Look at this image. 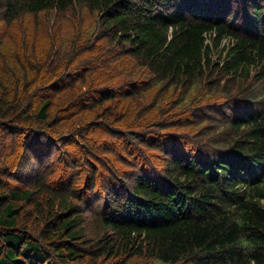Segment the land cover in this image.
Segmentation results:
<instances>
[{"label":"trees","instance_id":"16d2710c","mask_svg":"<svg viewBox=\"0 0 264 264\" xmlns=\"http://www.w3.org/2000/svg\"><path fill=\"white\" fill-rule=\"evenodd\" d=\"M0 22L19 78L38 69L26 28L89 77L58 125L76 107L106 115L65 137L50 98L0 99V140L24 142L2 167L19 185L0 177V264H264V0H0ZM51 72L38 94L73 86Z\"/></svg>","mask_w":264,"mask_h":264},{"label":"rangeland","instance_id":"374dc122","mask_svg":"<svg viewBox=\"0 0 264 264\" xmlns=\"http://www.w3.org/2000/svg\"><path fill=\"white\" fill-rule=\"evenodd\" d=\"M0 26H1V22H0ZM28 26L30 27V25H28ZM45 26H43V28ZM62 27L66 28L65 25ZM37 32H38V34H40V44L42 45L41 46L42 49L41 48L39 49V47H38L36 50H34L33 45H32V42L34 39V33H31V31H28V28H26V30L23 31V33L22 32L20 33V36L22 39L21 48L24 51H22L21 49H19V51L22 53V58L26 62V68L32 69L33 64H37L38 69L33 70V71H29L27 78L21 79V78H19L18 73L15 71V69L17 68L16 63L9 59L11 57V55L8 54L9 57L7 59L3 60L5 63V66H4L5 68L0 65V76H1V79H3V83H4L3 86L0 85V99H2L3 97L6 96L7 100H11L12 96L15 93H18V95L24 96L26 106L28 105L27 109H29L30 112H34L37 109L39 100H41L43 96H45V98H50L52 103H51L49 113H50V118L55 121L54 124H52V125L55 126L54 133L57 135L58 134L71 133V132H75V131H80L83 129L81 127L84 124L88 125V123L93 122L97 117L98 118L100 117V119L104 118L106 116V115L105 116L103 115L105 107H96L95 109H93L92 112L90 111V109H80L79 107H76L75 108L76 111L73 112L74 113L73 116L68 117L66 120H64L65 122L58 120L59 125L57 124L56 120L53 117H55V115H58V112L60 111L61 108L68 107L75 100H79L76 98H78L82 94H83V97L89 95L88 93L91 90L89 77L87 78L86 82H82L77 77H75V74L72 71V69L74 67H76V64L74 65V67H71L70 64L67 62L65 57L63 58V61L60 64L57 63L59 61H54L52 58H49L48 53L50 50V44L48 42V37L46 35V32H44V33H39V31H37ZM21 39H20V37H16V39L12 40L8 49L9 48H11V49L17 48L21 43ZM224 42H225V40H224ZM10 46H12V47H10ZM41 51L44 53H41ZM32 54H34V55H32ZM27 63H28V65H27ZM50 66H51V68H49ZM48 68H49V70H48ZM55 68H58L59 72L64 77L72 76L69 79L74 81V83L72 84L73 86H69V82H68V83H65L63 85V87H61V89L58 88V90H56L54 92V94L52 92H49V91L48 92L43 91V93L38 94L39 91L44 90L43 85L42 84L39 85V83L41 81H43L44 79H46L49 75H51V73H52L51 70H54ZM39 72H40V74H39ZM32 79H35L36 81L34 80V83H31V85L29 86V89H27L26 92H24V84H26V82L28 84ZM24 80H26V81H24ZM90 81L93 82V80H90ZM37 95H39V96H37ZM142 101H143V99H139L136 102H137V104H140V103H142ZM108 103H109V101L106 103V105H108ZM217 126H220V124H217ZM217 131L221 132V129H217ZM66 135L67 136H65V137H68L69 134H66ZM95 135H97V134L93 133V137ZM94 138L96 140L101 139V138H98L97 136ZM102 140H105V138H103ZM11 143H13L15 148L12 151H10L8 154L5 155V153L7 152V148L9 147V145ZM21 143H24V142L21 141L20 136H18L16 138L5 137L4 139L0 140V177L3 178L4 181H9L11 185H19V184H18V181L13 180L11 177H8L6 171L4 169H2V167H4V165L5 166L9 165L10 161H12V163L13 162H15V163L19 162V160L21 159L19 157L20 152H23V150H21V148H20ZM96 143L98 144L97 141H96ZM66 144H67V142H66ZM67 147H69L71 150H77L76 145H73V144L68 145ZM9 148H11V147H9ZM143 150L146 151L145 149H143ZM120 152L122 155L125 156V153L123 152V150ZM143 154H142V156H143ZM138 156H141V154L138 153L137 157ZM33 159H35V158H33ZM48 161H50V160H48ZM48 161H46L47 162L46 163L47 169L50 167L56 166L58 169L57 170L58 172H59V169H61V171L63 170V166L58 161H54L52 163H48ZM36 164H37V162H34L32 160L29 163V165L27 166V168H25L21 171V174L19 176L21 178H29V179L34 177L36 175V173L38 172ZM3 187H5V186L3 185ZM5 189H7V187ZM22 205L26 210H28L30 207L28 205H25L24 203Z\"/></svg>","mask_w":264,"mask_h":264}]
</instances>
